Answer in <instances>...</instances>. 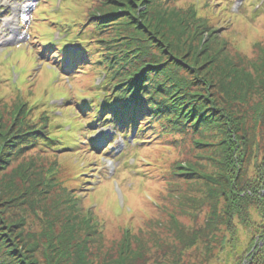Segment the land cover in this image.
Returning <instances> with one entry per match:
<instances>
[{
  "label": "trees",
  "instance_id": "16d2710c",
  "mask_svg": "<svg viewBox=\"0 0 264 264\" xmlns=\"http://www.w3.org/2000/svg\"><path fill=\"white\" fill-rule=\"evenodd\" d=\"M171 1L175 0H105L102 8H95L97 4L93 1L91 6L87 3L84 10L92 9L89 17L79 20L73 26L68 25L71 32L74 27L77 28L72 39L74 43H77L79 52L75 50L70 52L69 64H66L64 59L61 60V57L64 58L66 55V49L53 51L51 58L61 62V70L64 72L73 70L77 65L79 66L77 70L80 71L77 73L87 71L95 77L99 76L98 86H90L92 92L90 97L93 98L97 90L103 92V107L100 109L93 100L92 103L90 102L91 105L74 101L60 108L69 111L66 107L72 105L75 115L79 113V120L106 115V118H113L117 127L126 132L130 127L134 128L138 125L135 134L139 135V138L134 140L137 151L142 145L149 143L145 140L148 137L156 139L157 136L162 137L165 134L177 135L178 140L173 141L175 145L186 143L190 148L188 156L195 150V147L212 148L215 145L208 142L216 143L218 148L215 146L212 150L215 156L212 162L219 174L216 178L209 179L212 180L210 181L212 186H208L202 202L196 208H200L201 205L208 206L203 224L186 231L172 216L174 240L177 244L174 249L169 250L172 260L165 261V253H163L161 257L157 256L153 261L156 264H187L193 250H196L199 252L198 255L203 251V257H206L204 262H209L212 258L209 256L212 249L211 244L218 241V246L224 251L220 250L222 252L220 255L226 258L227 263L264 264V226L261 225L259 228L257 226L255 229L261 232H256V234L254 232L249 244L243 246L240 245L238 230L234 222L237 218L244 224L248 222L252 224L249 221L251 205H254L257 214L263 218L264 222V155L259 162L258 159L254 162L255 165L254 163L252 165L249 158L256 156V152L247 148L251 143L249 138L245 137L246 132L243 130L244 116L236 114L234 106L245 103L248 94L246 96L236 93L231 95L228 91L216 87L211 83L212 81L209 82L193 67L196 55L194 59L187 58L182 47L174 46L164 32L157 34V31L165 26L162 23L170 20L185 27L184 30L191 34L189 42L211 40L218 44L222 43L223 49L224 46L229 47L225 40L216 36V29L210 28L206 17L200 14L201 11L206 10L209 0H189L190 6L185 9L171 6ZM213 1L226 4L229 0ZM106 30L105 35L101 34ZM93 40L96 44L92 43ZM234 66V68L237 67L235 64ZM257 86L259 85H254L253 92L264 89V86ZM256 104H260L256 106L257 112L264 117V95L261 96V102ZM3 108L6 107L3 106ZM38 108L50 109L43 105ZM30 109L27 102L17 98L9 112L6 109L0 110L2 111L0 112V170L5 169L18 158H22L23 152L31 149L42 148L50 152L63 149L66 147L63 142L64 134L71 137L70 144H68L70 149L78 151V148L83 147L93 151L94 147L89 145L84 137L83 123H78L77 126H72L63 132L60 130L58 116H52V119L48 121L46 117L48 110H44L41 114V122L34 124L31 117L27 116ZM3 114L8 117L9 125L6 124L7 121H2L4 120ZM50 123L53 125L50 126ZM155 123L160 126L158 135L155 132ZM54 125L58 132L52 134L51 129ZM173 144L169 145L174 146ZM180 148L185 151V147ZM34 162L30 159L20 164H25L30 169L34 168L30 188L27 192L20 193L21 196L25 194V199L29 202L32 212L39 198L45 194L50 195L49 191L52 192V188L61 183V181L58 182V166L49 165V175L53 173L56 176V181L52 182V177L44 176L41 171H37ZM191 164L184 160L173 162L169 168L171 172H168L171 176L170 180L167 178L168 185H173L174 178L178 183L182 178L193 176L190 172ZM124 166L132 168L133 164L125 163ZM250 167L254 170L253 174L249 172ZM15 173L19 178L25 176L19 171ZM61 187H65L63 182ZM12 188V183L0 184V200L10 193ZM102 193L105 192L102 191ZM170 193L168 192L169 196L172 195ZM74 194L75 192H72L71 195ZM71 195L67 192L63 195L58 194L53 206L54 210L58 209L57 207H61L62 210L55 213L54 219L67 215L66 224L73 222L72 229L77 235L81 231L78 229H84V239L72 243L69 247L71 244L66 239V235L55 237L54 242L52 236L50 240L48 236H45L47 238L46 248H49L50 253V256L47 254V264H95L97 261L100 262L96 251L97 254L89 253L88 259L84 247L85 238H89L96 244L97 238L95 237H99L96 229L100 225L99 221L95 219L93 213L84 211L79 204L78 197ZM101 197V204L106 205L107 210H111L119 221L120 218L112 208L107 203L105 204L107 197L103 194ZM1 213L3 210H0ZM20 215L5 218L0 216V264H37L36 258L30 254L31 248L30 245L27 246V242L22 245L27 247L24 253L21 252L22 248L13 242L16 237L22 240L21 229L24 227L25 220ZM2 220L3 223H1ZM220 225L224 228L221 229ZM2 227L5 230H2ZM124 228L126 229L125 237L120 242L121 246L116 250L115 256L113 257L110 252L107 253L102 259V264H143L146 262V252L130 253L131 243L126 237L129 235V229L127 225ZM219 231H226V233L220 234L219 237L217 233ZM72 235L69 237L72 238ZM37 247L38 243H35L34 252H37ZM214 257L219 258V254L216 253ZM184 258L188 260L184 261Z\"/></svg>",
  "mask_w": 264,
  "mask_h": 264
},
{
  "label": "rangeland",
  "instance_id": "374dc122",
  "mask_svg": "<svg viewBox=\"0 0 264 264\" xmlns=\"http://www.w3.org/2000/svg\"><path fill=\"white\" fill-rule=\"evenodd\" d=\"M92 1L97 4L95 8H102L105 5V0H53L56 9L54 10L51 1L45 0L35 13L31 24V35L34 40H37L36 43L42 41L40 39L48 40V38H52L58 43L67 42L68 40H62V37L58 36V31L65 29L68 25L73 26L79 20L88 18L92 9L86 11L84 8L87 3L91 6ZM38 2L40 0H0V4H3V9L0 11V110L6 109L9 112L13 102L20 98L27 102L31 108L27 116L31 117L34 124L40 123L42 112L48 110V116H46L48 121L52 119V116H59L60 130L66 132L65 118H72L76 126L84 121L78 119L79 113L77 112L75 115L72 107L68 108V112H63L60 109L61 112L54 107L60 106L66 96L72 99L69 104L77 99L91 96L90 86L97 85L100 78L86 71L77 73L73 80H69L71 84H68L66 79L59 78L56 71L48 65L37 63L34 50L24 49V46L17 45L20 42H28L26 25L20 21L26 22L30 19L32 8ZM215 3L217 1L209 0L206 10L201 11L200 14L206 17L210 28L216 29V36L225 40L229 47L224 46L223 49L222 43L218 44L211 40L189 42L191 34L184 30L185 27L170 20L162 23L165 26L160 28L157 34L161 31L164 32L174 46L182 47L187 58L194 59L193 57L196 55L193 67L209 82L212 81L211 83L216 87L228 91L231 95L236 93L246 96L248 94L245 103L234 106L236 114L244 116L243 130L246 132L245 137H248L251 143L247 148L256 152V156L249 158L253 165L258 159L259 162L264 155V117L259 115L256 107L260 105L256 103L261 102L264 89L253 92L254 85L264 86V0H234L233 3H217L216 5ZM170 5L185 9L190 6V3L189 0H175L171 1ZM68 6L71 7L68 8ZM255 11L257 13L254 14ZM158 23L160 24L161 20ZM76 30L77 28L74 27L67 38H73ZM107 30L102 31L101 34L105 35ZM94 40L92 43L96 44ZM29 48L34 49L31 44H29ZM234 64L237 66L236 68H234ZM4 81H7L8 84ZM245 84L246 87H244ZM250 85L251 87H249ZM11 87H16L20 93ZM246 91L248 92L246 93ZM42 105L45 107L50 105V109H39L38 107H42ZM7 119L8 117L4 115L2 121L6 122ZM68 123L71 125V120H68ZM6 124L9 125L10 121L8 120ZM52 125L53 123H50V126ZM154 125L158 135L160 126L158 123ZM51 130L47 131L52 134L58 132L55 125ZM109 132L113 133V131H107V133ZM70 138L64 134L63 142L66 147L63 149L55 152L42 148L31 149L23 152L22 158H18L7 165L5 169L0 170V184H13L10 193L0 200V210H3L0 216L3 218L11 215L18 217L22 214L20 216H23L25 220L24 227L21 229L22 236L20 235L23 241L18 237L13 241L19 248H22L21 252L24 253V250L27 249L25 245L22 246L24 242H27V246L30 245L31 248L30 254L36 258L37 264H47L50 253L49 248H46L47 238L45 236H48L49 240L52 236L54 242L55 237L66 235V239L71 244L69 247L72 246V243L84 239V229H78L81 231L77 235L72 229L73 222L66 224L67 215H61L54 219L55 213L62 210L61 207L54 210L53 204L58 194L63 195L67 192L71 195L72 192H75L73 196L79 198V204L84 211L93 213L100 224L96 228L99 237H95L97 238L95 243L99 247L89 238H85L86 243H84L87 258L89 253L98 252L99 255L96 254L100 262L97 261L95 264H102L103 257L109 252L113 254V257L115 256L116 250L121 246L120 242L125 237L126 229L124 227L126 225L129 229V235L126 237L131 243L129 245L130 253H147V260L143 264H156L153 259L157 256L161 257L163 253H165L164 260L171 261L172 255L169 250L177 246L171 217L174 216L180 226L189 231V229L197 228L203 224L208 211L207 205L196 208L202 202L206 189L211 185L210 181L212 180L209 179H214L219 174L212 162L215 157L212 150L215 146L218 148L216 143L208 142L215 145L212 148L208 146L195 147V150L188 156L190 148L186 143L173 144V141L178 140L177 135L165 134L162 137L157 136L156 139H151L150 136L145 139L149 143L140 147L135 153L134 160H130L131 162L121 160V162L133 164L132 168H128L126 166L119 167L118 157L124 150V147L120 148L121 136L116 135L113 142L114 147H110L113 148L112 153L108 152L110 155L103 159H101L102 155H96L94 152L92 154L87 148L80 147L78 151L70 149L68 145ZM170 143L174 146L169 145ZM102 144L103 142L100 145ZM180 147H185V151H182ZM248 154L249 151L247 156ZM30 159L35 161L34 165H36L37 171H41L44 176L52 177V182L56 181V176L53 173L51 176L49 175V165L58 166V182L61 181L52 188V192L49 191L50 195L45 194L39 198L33 212L30 211V204L26 201L25 194L20 195L21 192H27L30 188L32 169H34L20 164L21 162L26 163ZM178 160L192 163L190 172L193 176L180 179L179 184L174 178L173 185L169 186L168 180L171 179L168 173L169 168L173 162ZM108 162H113L117 167L113 173L117 179L112 181L108 179L113 176L108 174L110 172ZM15 171H19L25 176L19 178L15 175ZM249 172L253 174L254 170L250 167ZM100 180L102 182H99ZM62 182L65 187H61ZM114 182L118 184L119 191L115 189ZM175 184H177L176 187H174ZM135 192L136 194H134ZM168 192H171L172 195L169 196ZM102 194L107 197L106 203L120 218L119 221L111 210H107L106 205L101 204ZM249 214V221L252 224L249 222L244 224L239 219H234L240 245L243 246L249 244L254 232V234L258 232L255 229L257 226L258 228L261 225L264 226L263 218L257 214L254 205L249 207ZM220 228L223 229L224 226L220 225ZM2 230L5 228L2 227ZM217 233L220 237V234L226 233V231ZM69 235L73 237L70 238ZM255 238L257 239V237ZM35 243H38L37 252L33 251ZM218 244V241L211 244L212 249L209 256L212 258L209 262H204L206 257H203V251L198 255L199 252L196 250H193L190 261L186 258L184 261L188 260L187 264H229L226 258L220 255L224 251ZM216 253L219 254V258H213Z\"/></svg>",
  "mask_w": 264,
  "mask_h": 264
},
{
  "label": "bare ground",
  "instance_id": "6f19581e",
  "mask_svg": "<svg viewBox=\"0 0 264 264\" xmlns=\"http://www.w3.org/2000/svg\"><path fill=\"white\" fill-rule=\"evenodd\" d=\"M105 204H106V202H105Z\"/></svg>",
  "mask_w": 264,
  "mask_h": 264
}]
</instances>
